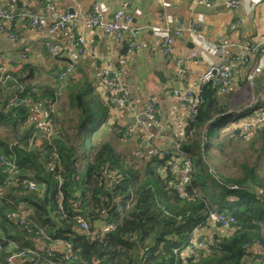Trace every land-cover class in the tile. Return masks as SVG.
<instances>
[{"label":"trees","instance_id":"16d2710c","mask_svg":"<svg viewBox=\"0 0 264 264\" xmlns=\"http://www.w3.org/2000/svg\"><path fill=\"white\" fill-rule=\"evenodd\" d=\"M11 73L12 80L0 82V264L19 251L27 252L22 264L256 261L246 244L264 246V122L245 142L228 125L239 103H250V89L240 101L237 92L229 96L210 83L201 86L197 115L179 140L191 167L175 173V147L156 156L144 152L142 142L140 153L130 155L115 146L114 135L128 139L132 134L117 123L108 127L113 101L109 96L103 101L88 79L69 78V108L54 110L61 97L57 78L51 75L53 85L35 80L34 68L24 62ZM256 103L246 110H257ZM35 105L51 109L57 133L50 140L31 118ZM214 126L218 134L211 137ZM243 149L256 153L255 159L245 156L230 164L227 151ZM179 162L182 168L185 160ZM10 166L13 174L6 171ZM177 177L184 184L178 185ZM30 181L38 190L27 188ZM21 211L24 223L11 216ZM219 214L236 218L231 234L213 240L193 234ZM79 218L88 222V231L80 229ZM207 238V249L197 256L190 252L193 240Z\"/></svg>","mask_w":264,"mask_h":264},{"label":"crops","instance_id":"0c3cea01","mask_svg":"<svg viewBox=\"0 0 264 264\" xmlns=\"http://www.w3.org/2000/svg\"><path fill=\"white\" fill-rule=\"evenodd\" d=\"M51 1L57 5L59 11L71 15V28L54 32L50 30L51 17L44 9L46 0H0V5L14 4L21 11L41 16L40 26L33 29L28 27L23 18H16L12 28L14 38L0 33V66H5L10 72H17L23 62L30 63L34 68L35 80L53 85L52 71L71 64L75 78L84 77L91 81L95 92L105 102L108 96L102 84L103 69L108 62L118 66L131 89L134 106L128 109L111 102L108 127L117 123L122 127L134 128L131 138H118L114 135L118 139H111L112 142L114 140L115 146L116 142L124 145L123 151L119 149L124 155L139 152L141 142L143 151L148 153L152 151L151 145L163 148L179 142L175 117L186 124L189 115L179 104L175 91H200L199 76L220 60L219 54L205 47L208 43L227 41L226 52L230 56L245 54L249 64L235 67V83L228 93L232 95L231 92H237L241 101L242 93H247L250 89L252 96L249 102L255 101L257 109H264V67L255 75L253 85L247 78L249 71L264 59V0L257 4H253L252 0H240L239 8L228 6L224 0H214L213 6L200 3V0ZM124 4H127L126 15L131 18L132 25L144 26L143 32L138 36L141 44L138 51H130L128 46L124 49L126 40H118L115 36L90 28L84 23L94 6H98L107 19H111ZM177 20H181L184 26H188L191 21H199L203 23V28L198 35L184 32L180 36H173V53L169 58L159 50V44L173 34ZM78 36H83L86 40L84 53L73 49L51 54L46 49L47 42L70 48L74 37ZM127 36L128 34L126 38ZM193 51L198 52L200 62L194 59L186 60ZM23 53L27 54L26 58H22ZM66 86L67 84L59 87L61 97L54 105V110H68L71 91ZM153 97L157 99L162 112V128L145 113L146 103ZM244 103H239L241 107L236 109L235 116L228 124L236 135L242 133L246 120L257 115L255 111L249 113L250 110H246L250 103ZM43 110L42 105L31 107V118L37 122L42 118ZM241 141L245 142L242 139ZM248 151L251 155L252 151ZM214 224L204 229L198 228V233L213 240L219 235L231 234L234 230L220 228ZM250 251L255 253L257 259L254 262L249 261L248 264H259L262 251L258 248H252Z\"/></svg>","mask_w":264,"mask_h":264},{"label":"built area","instance_id":"2783aa9c","mask_svg":"<svg viewBox=\"0 0 264 264\" xmlns=\"http://www.w3.org/2000/svg\"><path fill=\"white\" fill-rule=\"evenodd\" d=\"M262 0H252L253 4H257ZM225 4L233 8H239L241 6L240 0H224ZM200 3H204L207 6H213L214 0H200ZM167 5V4H166ZM127 4H124L120 9H118L111 19H107L100 11L98 6H94L91 12L84 19V23L86 26L90 28H95L103 31L108 35L115 36L118 40H126L128 44V49L130 51H138L141 49V44L138 41V36L143 32L144 26H133L131 18L126 15ZM45 11L51 17V25L50 30L52 32L57 30L69 29L73 25V20L70 14L62 13L59 11L57 5L53 3L51 0H46ZM23 18L29 28H37L41 23V16L34 14L29 11H21L14 4L8 5H0V33H5L8 36L14 38L15 34L12 32L13 22L16 18ZM203 28V23L199 21H191L188 26H184L181 20H177L175 28L173 30V34L167 36L163 41L159 44V50L164 52L167 57L171 58L173 53V36H180L184 32H189L193 35H198L200 29ZM126 34H128L126 38ZM210 49L212 52L219 54L220 60L218 63L210 66L206 71H204L198 78V82L200 85L204 84H212L213 87L218 88V92L220 94H227L235 83V67L237 66H247L249 64V59L245 56L244 53L235 54L230 56L226 52L227 41H221L219 43H208V46H205ZM46 49L48 53L58 54L63 50H73L76 49L79 53H84L86 51V40L83 36L74 37L73 44L70 48H65L54 44L52 42L46 43ZM27 54L23 53L22 58H26ZM188 59H194L196 62H200L199 54L197 51H193ZM264 67V59H261L257 66L254 67L252 71L248 73V81L253 85L255 75L260 73ZM52 75L59 80L60 86H64L67 84V81L72 76L74 77V68L73 65L69 64L60 69H54L52 71ZM14 76L12 73L5 67L0 66V82L6 83L9 80H12ZM103 87L106 90L107 96L109 98L122 106L127 107L128 109H132L134 106L133 95L130 87L128 86L126 80L124 79L123 73L121 69L114 65L112 62H108L103 69V78H102ZM175 94L177 95L179 104L186 110L188 113V120L194 119L197 115V109L199 104V96L198 93L186 90L180 91L176 90ZM256 118H251L245 121L243 131L241 133V137L243 140H248L250 136L253 134V129L258 124L264 122V109L259 108L255 110ZM146 115L151 118L157 126L162 128L161 117L162 112L159 108L158 101L155 97L150 98L145 106ZM176 126L178 129V136L181 139L185 137V129L188 124L181 121L177 116L175 117ZM37 129L40 131L41 135H44L47 139L50 138L57 133V130L52 124L51 121V109L44 108L42 118L37 121ZM126 134L131 135L134 128L128 126L126 129ZM37 133L35 134V136ZM176 150H178L179 157L177 162L174 164V172L179 173L180 171H187L191 167L190 162L187 160V154L179 149V142L172 144ZM171 147H158L155 145H151L150 148L152 152L156 156H162L168 153V149ZM140 153V152H139ZM0 159L2 157L0 156ZM180 160H185L183 167L181 168ZM6 171L8 173L13 174V167H7ZM178 185L184 184V179L177 177ZM27 188L31 191L38 190V186L35 182L30 181L27 184ZM231 188H236L235 185L231 186ZM234 197H231L230 200H233ZM13 218H19L20 223H24L25 213L24 211L13 212L11 214ZM212 223H218L224 229H232V227L236 224V218L233 216H227L225 214L213 215L211 216ZM79 227L83 231H88L89 225L88 222L82 218L78 219ZM108 229H113V225H108ZM198 228L193 229V234H198ZM210 241L209 239H203L201 241H194L192 244L194 246H190V252L195 256L198 255V252L201 249H207ZM246 247L258 248L259 250H263L264 246L255 242L253 246L246 244ZM27 259V252L19 251L12 252L8 255L6 262L7 264H22L25 263Z\"/></svg>","mask_w":264,"mask_h":264},{"label":"rangeland","instance_id":"374dc122","mask_svg":"<svg viewBox=\"0 0 264 264\" xmlns=\"http://www.w3.org/2000/svg\"><path fill=\"white\" fill-rule=\"evenodd\" d=\"M217 134H218V129H217L216 126H214V129L212 131L211 137L216 136ZM113 142H114V140H113ZM123 146L124 145L121 146L120 144H118L116 142V147L118 149H121L122 151L124 150ZM246 155L250 157V161H253L255 159V157H256L257 154L251 152V155H250L248 149H243V150H237L236 152H233L231 150H228L226 156L228 157V161L230 162V164H232V160L233 159H237L238 162H241V161H243V159L245 158ZM233 169L236 170L238 168H236V169L233 168Z\"/></svg>","mask_w":264,"mask_h":264},{"label":"water","instance_id":"95a60500","mask_svg":"<svg viewBox=\"0 0 264 264\" xmlns=\"http://www.w3.org/2000/svg\"><path fill=\"white\" fill-rule=\"evenodd\" d=\"M127 46H128L127 41H125L124 42V49H127ZM229 95H231V94L229 93ZM115 104H117V103H115ZM186 184H188V182ZM26 264H29V262L27 261Z\"/></svg>","mask_w":264,"mask_h":264}]
</instances>
